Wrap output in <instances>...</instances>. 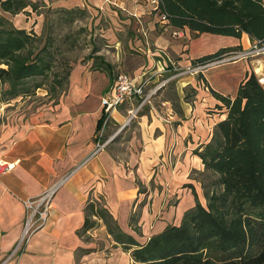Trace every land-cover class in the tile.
Returning <instances> with one entry per match:
<instances>
[{"label": "crops", "instance_id": "1", "mask_svg": "<svg viewBox=\"0 0 264 264\" xmlns=\"http://www.w3.org/2000/svg\"><path fill=\"white\" fill-rule=\"evenodd\" d=\"M41 1L39 6L103 11L134 33L123 41L111 39V51L104 57L110 72L91 67L87 60L77 61L69 69L66 88L53 99L32 107L24 106L23 99L1 103L0 156L13 161V166L0 174V264H135L130 249L112 239L101 219L84 235L77 234L86 200L100 196L119 228L139 243L166 223H177L182 211L193 204L189 188L183 185L186 175L191 168L202 167L192 149L209 138L215 120L223 116L210 90L232 96L251 69L264 86V51L249 48L253 42L244 32L240 37L209 32L190 37L186 28L181 30L182 37L156 32L148 0ZM0 15L36 34L42 27L43 13L29 5L15 13L0 6ZM196 38H203V43L193 49ZM234 44H240L235 52H250L209 64L201 69V77L185 71L189 73L185 80H176L179 111L164 96L159 109L150 103L137 113L139 149L132 148L130 139L124 153L127 159L117 153L115 134L98 146L99 133L122 124L129 114L131 107L123 103L137 99L126 98L97 123L102 113L100 98L109 93L116 72L142 73L153 83L171 62L191 65V57ZM185 83L192 88L187 95ZM166 88L162 85L159 92ZM49 187L54 190L45 223L11 254L23 225V199ZM181 201L187 203L177 208Z\"/></svg>", "mask_w": 264, "mask_h": 264}, {"label": "trees", "instance_id": "2", "mask_svg": "<svg viewBox=\"0 0 264 264\" xmlns=\"http://www.w3.org/2000/svg\"><path fill=\"white\" fill-rule=\"evenodd\" d=\"M39 2L0 0V6L10 13L26 5L39 12L38 6L43 5ZM54 8L47 6L44 14L54 9L58 20L61 15L66 19L70 13L86 10L77 6ZM157 8L166 20L155 21L156 32L170 35L165 29L186 28L190 37L201 32L240 37L244 32L256 45L264 44L263 0H160ZM44 18V33L36 34L32 28L15 27L0 15V105L16 96L30 95L36 88H49L54 97L66 88L75 60L69 63L62 58L65 69L54 70L62 40L54 36L53 22L57 20H50L48 15ZM238 49L240 44L219 46L189 61L198 65ZM93 61V67L111 71L102 55ZM200 72L196 71L199 77ZM210 92L219 100L216 106L223 116L215 120L209 138L192 152L203 168L216 173L214 182L219 189L205 194L203 204L189 187L193 204L182 211L179 221L166 223L142 243L119 228L100 196L88 198L78 235H84L101 219L112 239L121 248L130 249L135 264H264V86L251 69L232 96L213 89ZM103 118L101 113L99 125ZM117 133L112 139L116 140Z\"/></svg>", "mask_w": 264, "mask_h": 264}, {"label": "rangeland", "instance_id": "3", "mask_svg": "<svg viewBox=\"0 0 264 264\" xmlns=\"http://www.w3.org/2000/svg\"><path fill=\"white\" fill-rule=\"evenodd\" d=\"M49 8H54V7H49ZM46 9L47 6L38 7V10L42 12L44 16L48 15L50 17V20H57L56 22H53L55 25L54 36H56V39H58L59 41L62 40L59 45L60 52H58L55 57L56 65L54 67V70H57V72L63 71L65 69L64 67H62L64 65L60 63V60H62V58L67 59L69 63L75 60L72 62L71 66L77 61L85 62L87 60L88 64H90L91 67H93L92 63L94 64L95 62L93 61L95 56L104 55L103 56L104 59V57L108 54V52L111 51L110 41L112 38L115 37L118 40L123 41L124 39H126L128 35H133L134 33L133 28L130 27L126 28L123 22L120 21L119 23H117L116 19H113L111 15H108L107 13L100 10L86 8L84 12L68 14V17L66 19H64L63 17L64 15H61L60 16L61 20H58V16H56L58 12L54 10L56 8L44 14ZM154 15L156 17V21L160 22L159 17L155 13ZM44 16L42 20V27L39 32L41 34H43L45 30ZM165 30L170 33L169 29H165ZM136 33H140V30H138ZM170 36L177 37L171 35V33ZM202 43H203V38H196L194 40L195 46L193 45V49H195V47H199L200 45H202ZM257 47H258L257 50L258 52L264 51V44L257 45ZM229 55L223 57H225L226 59V57H229ZM186 66L179 65L176 62L173 63L171 62L164 69H162L161 72H159L158 81L156 80L157 82L156 81H154L153 83L151 82L148 83L149 81L147 82L146 87H150L154 84H156L158 88L164 84L167 85V88L164 89L163 91L159 92L158 90L157 92L151 95L150 103L153 104L154 108L159 109V107L161 106L160 101L162 97L165 96L169 98L171 108L175 111H179L178 110L179 106L177 103L178 96L175 89V84H177L176 80H178L180 77L182 78H180L179 80L183 81L185 80L184 76L189 74L184 71ZM100 74H103L101 76L104 77L103 72H100ZM190 76L195 77V73ZM98 80L100 81L101 77H99ZM190 84L191 83H185V89H183L185 95H187L190 91L191 88L189 87ZM53 97L54 96H52L51 92L49 91V88L41 87V88H36L34 92L30 95L16 96L14 98H11V102L15 100L16 102L19 103L23 99L22 102L24 106L32 107L40 104L43 101H48L49 99H53ZM136 103H137V99L134 100L131 104L128 102L127 104L123 103L124 106L131 107L130 108L131 111L129 112L127 117H125L123 123L117 126L113 124L110 125L109 127L105 128V130H103L99 136L101 140H106V138L109 139L111 136L119 132L120 135L118 137H115L116 138L115 146H117L116 147V149H118L117 153L119 154V157L121 159H127V156L124 153H125V149H127L126 147L128 146L129 142H131L130 139H133L134 142V146L132 148L135 150L139 149V145L137 143L139 133L137 129L136 116L138 111L140 110L144 111V109L147 108L149 103L142 105L135 112L134 109L137 106ZM133 113L134 115H132ZM215 177H216V173L212 172L211 170H207L203 167L191 168L190 171L188 172V175H186L187 182H185V184L183 185L187 186L188 188L192 187L196 192L197 199L201 203L205 204L207 198L205 194H210V192L219 189V186L214 182ZM186 203L184 201H181L178 204L177 208L185 205Z\"/></svg>", "mask_w": 264, "mask_h": 264}, {"label": "built area", "instance_id": "4", "mask_svg": "<svg viewBox=\"0 0 264 264\" xmlns=\"http://www.w3.org/2000/svg\"><path fill=\"white\" fill-rule=\"evenodd\" d=\"M148 1L151 5V9L154 10V13L159 17V20L165 21L166 20L165 14L163 12L158 13L157 11L158 10L157 7L159 6L160 0H148ZM181 32H182L181 29L170 30V33L173 36L181 35L182 34ZM251 49L257 51L258 47L255 43H252ZM249 52L250 49L246 51L240 50L230 54L229 57L226 58L243 56ZM223 59H225V57H222L217 60L208 61L198 65H187L184 71L195 73L198 69L205 68L209 64H212L214 62ZM149 78L150 77H144L142 73L137 75H130L123 71L117 72L110 85L109 93L103 95L100 98L102 113H104L103 121L107 118L110 111L115 109L118 106V104L123 102L126 98H130V97L137 98V103H136L137 106L134 109L135 112L142 105L147 103L150 104L151 95L158 87L156 84L150 87H146ZM260 79L261 78H258L259 81ZM130 111L131 109H129V112ZM132 115H134V113ZM106 141L107 140H102L98 144V146L104 144ZM12 166H13V161L6 160L0 156V174L9 171L12 168ZM53 190L54 187H49L43 190L37 196L23 199V205L25 207L23 225L21 228L20 236L18 237L17 241L13 246L12 251L10 252L11 254H13L18 249L21 242L27 241L31 233H33L37 228H39L45 223L48 217L49 208L51 206V198H52Z\"/></svg>", "mask_w": 264, "mask_h": 264}]
</instances>
